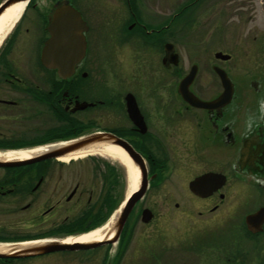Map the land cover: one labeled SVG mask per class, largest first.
Masks as SVG:
<instances>
[{
    "label": "flooded vegetation",
    "instance_id": "af4514ba",
    "mask_svg": "<svg viewBox=\"0 0 264 264\" xmlns=\"http://www.w3.org/2000/svg\"><path fill=\"white\" fill-rule=\"evenodd\" d=\"M25 4L0 40V114L21 116L39 109L53 121H87L88 132L53 139L52 144L95 133L121 139L142 158L147 188L113 244L0 264H254L256 255L264 264V0ZM256 6L262 16L260 31L253 27ZM72 11L86 28L85 49L73 74L62 79L60 61L72 56L68 38ZM196 12L203 19L204 14L214 15L210 29L229 31L221 41L231 47L232 55L217 52L212 63L204 53L203 34L191 39L190 32L181 33L189 24L193 29ZM55 20L53 58L58 68L51 69L42 57ZM194 43L195 54L189 57L195 62L175 81L173 71L181 61L176 47ZM219 53L228 58H216ZM255 61L263 63L259 75L245 69L253 62L257 66ZM215 62H229L231 70ZM193 67L188 92L206 104L204 108L190 106L178 94L179 83ZM237 67L245 70L238 72ZM214 68L226 74L232 88L230 101L223 106L217 103L223 88ZM174 93L178 106L173 104ZM93 119L106 126L93 128ZM20 149L24 148L8 150ZM84 160L91 166L77 168L73 163L78 161L53 158L0 167V220L7 223L0 226V245L65 243L110 222L124 202L123 191L115 196L107 182L101 188L97 184L99 166L110 169L107 158ZM207 174L220 177L203 187L207 196L200 198L189 185ZM153 189L160 196L165 190L162 203L171 205L161 224L150 209L137 210ZM145 210L151 216L147 223L142 220ZM258 211H263L261 223H247L246 217ZM145 227L151 231H142Z\"/></svg>",
    "mask_w": 264,
    "mask_h": 264
},
{
    "label": "water",
    "instance_id": "95a60500",
    "mask_svg": "<svg viewBox=\"0 0 264 264\" xmlns=\"http://www.w3.org/2000/svg\"><path fill=\"white\" fill-rule=\"evenodd\" d=\"M26 1L28 0L5 1L0 6V16L13 5L19 3H25ZM70 15H71V20H69V23L71 27H69L70 29H68L70 32L68 38L72 39L71 58L68 61L62 59L60 61L61 68L57 67V63L53 58L55 43L57 42V36L54 35V27L55 25L57 26V22H58L57 20H55L51 24L50 31L52 33V37L47 41L43 50V57H42V61L46 65V67H49L51 69L58 68L62 79H65L69 77L71 74H73L74 67L82 59L85 49V43H84V38L82 37V33L85 31L86 28L76 12L72 11L70 12ZM61 26H62V21H61ZM61 33L63 34V31ZM216 58L224 61L228 57L223 56L222 54L219 53L216 54ZM214 71L216 72L218 78L220 79L221 86L223 88V93L218 98L217 103L220 106H223L230 101V97L232 93L231 84L226 74L222 70L218 68H214ZM194 75H195V67H193L190 73L179 83L178 94L184 102L188 103L190 106L194 108L207 107L206 104L200 102L198 99L193 97L188 92V86L190 85L192 79L194 78ZM84 108L85 106L83 105L82 107H80V110ZM130 108L131 107L129 106V109ZM58 144H63V145H58ZM58 144H52V145H58V147H53L45 152L39 153L28 159L16 160V161L0 160V167L32 165L45 159L62 158L88 149L110 146L120 149L127 156L131 165L136 169L138 173L137 189L131 195H129V197L125 198L124 202L117 210V213L110 221L111 223L109 229L105 232L103 239H101L100 241L92 242V243H73V244L46 243V244L9 246L7 248L0 250V260L21 259L35 255H43L54 251L93 249L104 244H113L117 236L119 235L120 230L122 229L124 223L126 222V219L130 214L132 208L134 207L136 202L143 197L144 193L146 192V188H147L146 171L143 160L123 140L118 139L109 134L95 133L74 139L72 141L61 142ZM217 177L220 176H215L213 174H207L201 176L190 183L189 189L194 195L203 198L207 196L203 194V189H204L203 187H206L207 185L214 182L215 179H217ZM221 182H223L222 178H221ZM262 216H263V211H258L256 214L252 216H247L246 222L250 224H256V223L260 224L262 220ZM150 217L151 216L149 211L147 210L143 211L142 213L143 222L147 223L150 220Z\"/></svg>",
    "mask_w": 264,
    "mask_h": 264
},
{
    "label": "rangeland",
    "instance_id": "374dc122",
    "mask_svg": "<svg viewBox=\"0 0 264 264\" xmlns=\"http://www.w3.org/2000/svg\"><path fill=\"white\" fill-rule=\"evenodd\" d=\"M2 0H0L1 2ZM256 12L253 13V27L255 29H258L260 31L262 27V16L260 14V7L256 6ZM256 15V16H255ZM193 29L190 27L191 24H189V29H183L181 30V33H187L190 32L191 34V39H195L196 37H201L203 36L204 38V53L209 54V59L213 63V58L212 55L221 52L223 54H228L232 55L230 52L231 47L229 48L228 45L224 44L221 41L222 36H228L229 31H219L218 29H210V22H214L212 14H204V19L201 14H193ZM177 30V29H174ZM175 32V31H174ZM203 34V35H201ZM201 35V36H200ZM220 37V44L215 45V40ZM222 42V43H221ZM177 52L179 51L180 53V68L174 69L173 71V78L175 81L179 80V78L182 76L184 71L188 69V67L194 63L193 58H190V54H193L196 51V44L194 43L193 45H188V46H182L179 45L176 47ZM187 51V52H186ZM187 53V54H186ZM195 54V53H194ZM217 63V62H215ZM255 63H258L257 66L253 65L250 66V68H245V67H237V71L241 72L243 70H247L250 73H253L254 75H259L261 74L262 65L263 63H259L255 61ZM220 65L225 70H231V63L227 62L226 64L224 63H217ZM245 68V69H244ZM173 104L175 105H180L179 99L175 96V93L173 94ZM34 112V115L31 116V114ZM38 115V116H37ZM41 116V118L39 117ZM91 121V120H90ZM94 121V119H93ZM87 121L82 122V124H75L74 121L72 120L70 123L66 121H53L51 117L47 116L44 114V111L42 110H28L21 116H14V115H1L0 114V144H6V145H19L21 146H26L23 147L24 149L21 150H31L30 148H33L32 145L36 144H41V145H50L54 143V140H57L61 137H68L72 136V138L79 136L80 134H84L85 132H88V129H90V126L87 125ZM94 125H92L93 128H104L106 125L103 124L101 121H94ZM72 131V134H71ZM44 139V140H41ZM40 140V141H39ZM44 141V142H43ZM37 145V146H41ZM94 158L97 159H102L98 156H94ZM167 160V159H165ZM78 162L73 163V166L75 167H80V166H91L89 163L85 162L83 159L77 160ZM169 161V160H168ZM171 161V160H170ZM169 161V162H170ZM107 163L109 165L110 169H104L101 165L99 166L98 170V182L97 184L100 187V184L107 182V187L113 188V194L115 196H119L122 194L123 191V199L125 200L126 194L128 191L127 187V172L125 171V168L116 160L113 159H108L107 158ZM80 165V166H79ZM99 165V164H98ZM169 165H171L169 163ZM193 176V175H192ZM123 179V180H122ZM238 179H242L238 177ZM121 181V182H120ZM118 183L120 184L118 186ZM101 188V187H100ZM115 190V191H114ZM163 195L166 194L165 190L164 193L161 192ZM163 195L162 198H163ZM160 196V191L159 193L157 192L156 189L150 190L149 193L145 196L143 200L139 202L137 205V210L140 208H148L156 217L157 224L159 220V224H161L163 221H165V216L168 213V208H171V205L165 206L162 201L163 199ZM187 198V196H185ZM121 202V201H120ZM184 202L188 203L189 199H185ZM240 205V203H238ZM117 208V205L114 206V208ZM243 210L239 211L241 213ZM139 212V211H136ZM244 212V211H243ZM138 215V213L136 214ZM139 222V218H138ZM0 226L5 225L7 223L3 222L0 220ZM140 228H137V230ZM144 232H150L151 228L150 227H145L142 229ZM0 234H3L0 232ZM147 234V233H146ZM262 257L260 255H256V259L254 264H262L261 263ZM143 264V263H140ZM146 264H151L150 262H147Z\"/></svg>",
    "mask_w": 264,
    "mask_h": 264
},
{
    "label": "bare ground",
    "instance_id": "6f19581e",
    "mask_svg": "<svg viewBox=\"0 0 264 264\" xmlns=\"http://www.w3.org/2000/svg\"><path fill=\"white\" fill-rule=\"evenodd\" d=\"M25 5H26L25 3H19L16 5H13L12 7L8 8L0 16V40L4 36V34L9 30L12 24L18 19ZM58 145H63V144H58ZM58 145L42 146V147H37L31 150L8 151L4 153L0 152V160L16 161V160L28 159L39 153L45 152L53 147H58ZM89 156H98L102 158L113 159V160L118 161L125 168V171L127 172V187H128L126 198L129 197V195H131L137 189L138 173L136 169L131 165L127 156L120 149L116 147L107 146V147L92 148V149H88L82 152L71 154L67 157L58 158V161L62 163H69L71 161L85 159ZM110 223L111 222H108L105 226L98 228L94 231H91L89 233H86V234H83L77 237L67 238L65 239V243L73 244V243L98 242L101 239H103L105 232L109 229ZM27 245H30V244H27ZM7 247L9 246L0 245V250L7 248Z\"/></svg>",
    "mask_w": 264,
    "mask_h": 264
},
{
    "label": "trees",
    "instance_id": "16d2710c",
    "mask_svg": "<svg viewBox=\"0 0 264 264\" xmlns=\"http://www.w3.org/2000/svg\"><path fill=\"white\" fill-rule=\"evenodd\" d=\"M44 142V141H43ZM37 145H41V144H36V145H32V146H37ZM26 146H19V145H6V144H0V149L3 150H8V149H17V148H23Z\"/></svg>",
    "mask_w": 264,
    "mask_h": 264
}]
</instances>
